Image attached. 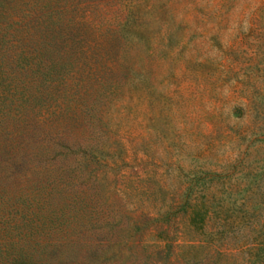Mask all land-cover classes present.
<instances>
[{
    "label": "rangeland",
    "instance_id": "obj_1",
    "mask_svg": "<svg viewBox=\"0 0 264 264\" xmlns=\"http://www.w3.org/2000/svg\"><path fill=\"white\" fill-rule=\"evenodd\" d=\"M49 3L55 15L36 24L58 19L57 32L42 28L50 40L56 36L58 132L39 123L26 148L104 149L109 163L102 167H79L72 155H60L58 171L72 169V182L92 183L106 209L153 213L183 180L179 166L219 169L242 158L250 188L234 196L257 202V223L250 217L226 226L216 244L243 263L257 246L250 236L260 225L264 231V0ZM90 104L99 111L83 115ZM68 106L81 111L74 115ZM238 173L231 182L243 185ZM218 228L215 221L206 227ZM120 252L127 254L124 246ZM134 262L122 261L141 264Z\"/></svg>",
    "mask_w": 264,
    "mask_h": 264
},
{
    "label": "trees",
    "instance_id": "obj_2",
    "mask_svg": "<svg viewBox=\"0 0 264 264\" xmlns=\"http://www.w3.org/2000/svg\"><path fill=\"white\" fill-rule=\"evenodd\" d=\"M49 2L34 0L31 6L29 0H0V264H123L125 259L141 264H264L263 225L250 236L257 246L246 250L243 263L228 259L227 248L216 244L226 226L255 217L257 202L234 196L250 188L252 173L242 158L219 169L182 171L179 166L183 180L169 197L160 198L153 213L106 209L108 204L93 195L92 183L72 182V169L68 174L58 171L60 155H72L70 161L79 167H102L109 163L104 149L26 148L25 139L37 124L58 127L56 36L50 40L53 35L42 32H57L58 19L36 24L55 15ZM98 107L90 104L82 114L92 115ZM68 108L74 115L81 111ZM44 110L48 121L37 116ZM238 171L235 178L244 177L243 185L242 179L231 182ZM212 221L221 228L206 229ZM132 243L138 251H129ZM122 246L127 256L121 254Z\"/></svg>",
    "mask_w": 264,
    "mask_h": 264
}]
</instances>
